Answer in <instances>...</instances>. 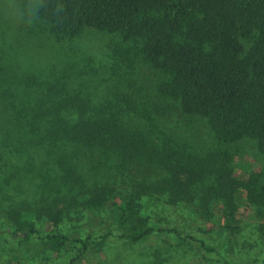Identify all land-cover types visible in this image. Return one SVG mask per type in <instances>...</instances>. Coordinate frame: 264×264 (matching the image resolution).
Masks as SVG:
<instances>
[{"label": "trees", "instance_id": "trees-1", "mask_svg": "<svg viewBox=\"0 0 264 264\" xmlns=\"http://www.w3.org/2000/svg\"><path fill=\"white\" fill-rule=\"evenodd\" d=\"M37 14L55 40L94 28L132 41L127 50L160 73L155 90L162 99L203 118L219 144L250 138L264 155V0H39ZM57 77L10 74L0 54V161L11 162L19 180L41 178L43 189L55 194V206L40 205L39 215L58 218L62 211L55 208L75 201L93 210L111 206L126 226L77 239L84 249L97 237L134 242L155 231L197 240L169 225L171 207L182 205L212 218L216 203L228 220L235 218V168L229 151L197 150L165 132L152 111L145 115L150 126L141 124L135 115L148 109L132 90L111 89L107 93L113 97H101L96 92L102 81L93 85L88 79L84 95L69 84L74 85L76 74ZM91 86L99 101L88 95ZM263 174L251 190L264 204ZM154 197L167 206L158 227L142 213L145 201ZM21 202L10 203L6 213L27 239L37 229L19 213L35 206ZM46 237L56 244L69 240L59 233ZM198 242L205 251L218 252L204 239Z\"/></svg>", "mask_w": 264, "mask_h": 264}, {"label": "rangeland", "instance_id": "rangeland-1", "mask_svg": "<svg viewBox=\"0 0 264 264\" xmlns=\"http://www.w3.org/2000/svg\"><path fill=\"white\" fill-rule=\"evenodd\" d=\"M38 5L39 0H0V54L10 74L29 73L55 81L59 79L56 76L74 73L77 76L72 78L74 85L69 84L84 95L88 79L93 85L102 81L96 92L101 97H113L114 94L107 93L111 89L134 91V96L143 100L142 107L148 109L145 114L135 115L141 124L150 126L145 115L152 111L158 114L157 122L165 132L175 137L179 135L197 150L222 147L231 153L237 208L235 218L228 220L221 205L216 203L211 207L212 218L201 217L182 205L171 207L174 209L173 224L169 225L182 233L189 231L197 240L181 239L170 231H155L134 242L118 237H97L89 240L84 249L77 239L89 234L98 236L112 226L118 229L126 226L123 221L116 220L111 213L112 207L93 210L75 201L70 207L64 204L55 208L62 211L58 218L39 215L40 205L55 206V194L43 189L41 178L40 181L30 180L31 183L27 179L19 180L12 163L1 160L0 264H69L77 254L79 258L72 264H264V233L261 231L264 204L254 195L255 190H251L258 176L264 173V155L259 152L256 141L243 138L219 144L203 118L184 114L175 107V102L169 98L164 100L156 93L160 73L149 67L134 50H127V46L134 45L132 41L124 42L118 34L94 28H85L72 38L55 40L39 19ZM89 91L88 95L99 101L92 86ZM160 175L159 171L155 173L156 177ZM23 200L35 206L20 209L19 213L22 221L33 223L37 229V234L27 239L17 232L18 226L6 213L10 203L17 201L21 206ZM165 209L167 206L162 198H148L142 213L149 218L151 226L158 227L165 221L162 218ZM228 223L231 225L226 226ZM166 224L163 222L164 226ZM4 227L16 233L6 232ZM54 233L66 235L69 240L63 244L53 243L46 236ZM198 239L217 247L218 252L205 251Z\"/></svg>", "mask_w": 264, "mask_h": 264}]
</instances>
